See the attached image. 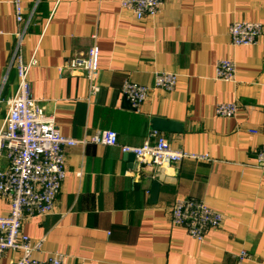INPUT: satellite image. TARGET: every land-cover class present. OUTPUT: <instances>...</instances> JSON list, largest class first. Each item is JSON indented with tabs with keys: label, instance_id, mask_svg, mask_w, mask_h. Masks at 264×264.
Wrapping results in <instances>:
<instances>
[{
	"label": "crops",
	"instance_id": "1",
	"mask_svg": "<svg viewBox=\"0 0 264 264\" xmlns=\"http://www.w3.org/2000/svg\"><path fill=\"white\" fill-rule=\"evenodd\" d=\"M13 1L0 0V121L17 86L12 55L17 50L26 62L39 42L31 94L63 136L80 140L111 130L119 144L140 147L156 131L172 148L206 156L156 168L118 147L67 149L53 212L22 224L24 234L41 241L34 257L61 255L66 264H264V171L254 164L264 145V31L248 47L232 46L228 31L240 21L264 28V0H162L161 13L142 20L120 0H17L21 23ZM93 44L98 92L88 98L86 80L66 62ZM223 58L236 66L233 81L215 77ZM157 72L176 75L175 89L153 90L132 107L123 83L151 87ZM223 102L236 104L234 117L216 115ZM156 120L175 131L153 129ZM179 198L203 202L223 215L222 224L197 242L170 223ZM7 209L0 196V215Z\"/></svg>",
	"mask_w": 264,
	"mask_h": 264
},
{
	"label": "built area",
	"instance_id": "2",
	"mask_svg": "<svg viewBox=\"0 0 264 264\" xmlns=\"http://www.w3.org/2000/svg\"><path fill=\"white\" fill-rule=\"evenodd\" d=\"M121 8L131 12L136 20L156 17L161 13L162 0H120ZM15 21L21 23L22 6L13 1ZM230 44L248 47L257 44L264 28L259 22H233L229 26ZM22 37V34H19ZM21 41V40H20ZM19 41V44H20ZM39 42L33 47L26 62L17 50L12 55L11 65L16 70L17 86L6 100V113L0 121V158L6 164L0 167V196L7 204L5 214L0 215V263L13 254L9 264H66L61 255H48L39 260L34 254L41 249V241H32L22 231V224L33 217L50 215L66 176V150L87 144L118 147L124 155H131L139 163L159 168L165 164L177 165L182 160L206 159V156L190 154L172 148L169 140L156 131L140 146L121 145L117 134L111 130L98 131L92 136L75 140L63 136L52 116L45 113L40 102L33 98L29 74L37 66ZM98 49L90 46L82 58H71L66 62L72 74L83 77L88 86V98L96 95L98 74ZM62 72V70H61ZM236 75V66L230 59H221L215 67V77L230 82ZM177 76L172 73L154 74L153 86H141L125 81L121 93L129 104L137 108L153 90L171 92L175 89ZM237 106L223 102L217 104L215 113L222 118H232ZM255 134V131H251ZM254 164L264 171V145L258 150ZM77 177L81 176L78 172ZM170 223L181 227L196 240L202 242L208 230L218 228L223 215L203 202L193 198H179L169 211ZM246 254L241 253L240 258Z\"/></svg>",
	"mask_w": 264,
	"mask_h": 264
},
{
	"label": "water",
	"instance_id": "3",
	"mask_svg": "<svg viewBox=\"0 0 264 264\" xmlns=\"http://www.w3.org/2000/svg\"><path fill=\"white\" fill-rule=\"evenodd\" d=\"M153 129L157 131H162V132H174L175 131L172 128V124L165 122V121H159V120L154 121ZM129 156L133 158V156L131 155Z\"/></svg>",
	"mask_w": 264,
	"mask_h": 264
}]
</instances>
